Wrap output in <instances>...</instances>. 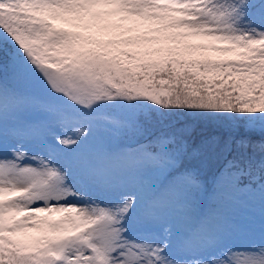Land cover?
<instances>
[{
	"label": "snow or ice",
	"instance_id": "1",
	"mask_svg": "<svg viewBox=\"0 0 264 264\" xmlns=\"http://www.w3.org/2000/svg\"><path fill=\"white\" fill-rule=\"evenodd\" d=\"M253 3L0 0V264H223L229 210H264Z\"/></svg>",
	"mask_w": 264,
	"mask_h": 264
},
{
	"label": "rangeland",
	"instance_id": "2",
	"mask_svg": "<svg viewBox=\"0 0 264 264\" xmlns=\"http://www.w3.org/2000/svg\"><path fill=\"white\" fill-rule=\"evenodd\" d=\"M254 14L259 16L264 14L258 4L253 3ZM0 44H5L0 42ZM11 48L10 45L6 44ZM14 51L13 49H11ZM35 87L39 85L32 82ZM210 185V179L207 181ZM209 193L205 199V207L212 205ZM132 236L139 238L136 233ZM264 244V210L261 209L259 202L253 207H236L230 209L223 223L222 242L214 251L213 256L216 261H222L223 264H235L233 253H244L254 250L253 246ZM239 259H243L241 255Z\"/></svg>",
	"mask_w": 264,
	"mask_h": 264
},
{
	"label": "trees",
	"instance_id": "3",
	"mask_svg": "<svg viewBox=\"0 0 264 264\" xmlns=\"http://www.w3.org/2000/svg\"><path fill=\"white\" fill-rule=\"evenodd\" d=\"M4 53H7L6 51H3ZM181 120H186L188 123L194 124L197 128V131L199 132L201 128L205 127L204 123L201 121L196 120L194 117H187L184 114H181L179 116ZM207 132L211 134L213 132V129L211 127L207 128Z\"/></svg>",
	"mask_w": 264,
	"mask_h": 264
}]
</instances>
